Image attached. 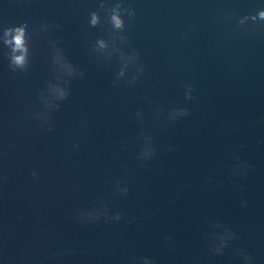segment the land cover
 <instances>
[{"label": "water", "instance_id": "95a60500", "mask_svg": "<svg viewBox=\"0 0 264 264\" xmlns=\"http://www.w3.org/2000/svg\"><path fill=\"white\" fill-rule=\"evenodd\" d=\"M262 8L0 0V264H264Z\"/></svg>", "mask_w": 264, "mask_h": 264}, {"label": "clouds", "instance_id": "9594fccd", "mask_svg": "<svg viewBox=\"0 0 264 264\" xmlns=\"http://www.w3.org/2000/svg\"><path fill=\"white\" fill-rule=\"evenodd\" d=\"M101 7H103L102 4ZM124 10L128 11L130 16H133L135 14L134 11L131 9H124ZM89 15L91 17L89 24L91 26H96L99 22V17L97 13L91 12ZM248 20H251L253 22H256L257 20L264 21V8L257 10L255 14L246 15L240 18L238 20V24L244 25L245 22ZM109 21L115 29L123 30L124 21L121 18V5L119 3H117L115 7L111 8ZM26 28H27L26 23H21L17 26L4 28V35L6 37V39L4 40V44L11 49V52L8 55H9V64L13 71H15L17 68L23 70L26 64V55L28 51L25 43ZM121 39H125V38L121 37ZM97 43L101 48L105 46L102 40H98ZM16 53H19V55H17ZM187 88L188 91L185 93V96L187 99H191L192 86L188 85ZM61 95L63 97V93ZM187 114L188 113L186 109H180V115H187ZM152 154L153 153L151 152V154L148 157H150ZM32 175L33 177H36L37 174L33 172ZM98 218L99 215H95V216L90 215L87 219H98ZM110 219L119 221L121 219V214L117 213L113 217H110ZM249 259L250 258L247 255L244 256L245 261H248Z\"/></svg>", "mask_w": 264, "mask_h": 264}]
</instances>
